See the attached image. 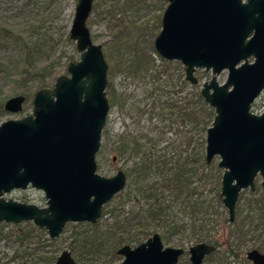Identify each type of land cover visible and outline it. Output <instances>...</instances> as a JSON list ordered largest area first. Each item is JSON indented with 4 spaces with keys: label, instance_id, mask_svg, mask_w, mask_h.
Segmentation results:
<instances>
[{
    "label": "rangeland",
    "instance_id": "374dc122",
    "mask_svg": "<svg viewBox=\"0 0 264 264\" xmlns=\"http://www.w3.org/2000/svg\"><path fill=\"white\" fill-rule=\"evenodd\" d=\"M76 3L0 0V105L18 95L25 98L19 113L0 115V124L30 115L34 93L52 87L57 77L67 75L69 63L79 61L80 53L69 39ZM93 5L97 13L91 10L86 24L92 43L101 46L107 63L105 94L109 103L95 155L96 173L112 177L121 170L131 173L130 177L126 176L124 189L102 208L95 224L68 223L55 239L32 222H1L0 264H54L64 250L71 252L76 264H121L117 249L123 245L133 248L155 233L165 235L161 239L164 247L185 250L177 264H190V247L212 242L216 251L202 264H252L246 258L250 250L264 253V188L257 177L254 191H240L233 222L221 201V206H216L223 174L218 167L220 158L205 162L206 130L215 112L205 101L209 110H194L193 99L211 73L197 70V84L190 85L185 81L184 66L163 60L155 52L153 42L160 31L165 0H94ZM119 60L122 64L116 71ZM225 79L226 72L216 77L218 84ZM173 101L179 108L168 107ZM263 104L264 92L252 104L251 112L259 115ZM184 109L187 118L181 115ZM124 139L128 143L125 150ZM135 142L139 144L137 155L130 149ZM119 148H123L121 153ZM141 165L148 168L147 174L136 180ZM2 197L46 206L44 194L30 187ZM210 203L214 206L209 210ZM192 205L196 206L194 214ZM152 208L156 217L147 212ZM124 219L144 226L141 231L134 230L130 244L120 243ZM193 222L204 223V229L192 232ZM172 223L180 229L168 235Z\"/></svg>",
    "mask_w": 264,
    "mask_h": 264
},
{
    "label": "water",
    "instance_id": "95a60500",
    "mask_svg": "<svg viewBox=\"0 0 264 264\" xmlns=\"http://www.w3.org/2000/svg\"><path fill=\"white\" fill-rule=\"evenodd\" d=\"M94 0H77L69 39L80 59L67 65V75L52 87L37 90L32 112L0 124V223L32 222L57 238L68 223L95 224L102 208L120 193L123 171L112 177L96 173L95 155L106 122L107 63L87 28ZM155 52L185 68V79L197 84V69L212 78L200 94L215 116L206 130L205 162L216 156L223 170L219 200L233 222L240 191H254L260 177L264 188V105L256 115L251 106L264 91V0H165ZM252 60V61H249ZM227 72L225 82L216 77ZM24 96L9 98L5 112L22 109ZM115 160V157L112 159ZM28 187L41 191L46 206L3 199V194ZM216 250L199 243L189 248L190 264H202ZM121 264H177L182 248H164L158 234L144 243L117 250ZM246 258L264 264L253 249ZM54 264H75L64 250Z\"/></svg>",
    "mask_w": 264,
    "mask_h": 264
},
{
    "label": "trees",
    "instance_id": "16d2710c",
    "mask_svg": "<svg viewBox=\"0 0 264 264\" xmlns=\"http://www.w3.org/2000/svg\"><path fill=\"white\" fill-rule=\"evenodd\" d=\"M92 11H94L95 13H97V11H96V6L95 5H93V8H92ZM121 64H122V61H118L117 63H116V65L114 66L115 67V70L117 71V70H119V67L121 66ZM146 64H148L149 65V63H148V61L146 62ZM134 72H138V69H136V70H134ZM45 84H44V80L41 82V87L42 86H44ZM183 85H185L186 86V82L185 81H183ZM194 87V86H193ZM33 97V96H32ZM114 97V95H112V98ZM193 99H194V110H195V108L197 107V109L198 110H200V111H207V109L209 110V108L206 106V103L204 102V100H203V98H202V96L200 95V93H198V92H195L194 93V95H193ZM191 101H192V99H191ZM167 104V103H166ZM168 107H170V108H173V109H176L177 107L179 108V106H177V102L175 101H173L172 103L171 102H168ZM184 106H188V101H186V103H184ZM199 112V111H198ZM5 113V111L3 110V106H1L0 105V115H2V114H4ZM191 113V112H190ZM195 114H196V112L194 111V112H192V116L194 115V118L193 119H196V116H195ZM181 115H182V117H186L187 118V113H186V111H185V109H184V111H182V113H181ZM210 122H212V119H211V115H210ZM195 121V120H194ZM204 124H205V122H204ZM202 126H203V123H202ZM204 130H206V128H207V125H205V126H203L202 127ZM122 147V146H121ZM126 147H128V143H127V140L126 139H124V150H125V148ZM139 144H137V142H135V143H133V145L130 147V149H131V152H132V154L133 155H137L138 154V151H139ZM120 153H121V151H123V148H119V150H118ZM145 165V164H144ZM144 165H141L139 168H137V170L136 171H138V173H137V175H136V173L133 171V174H135L136 175V177H135V179L137 180V179H142L147 173H145L144 174V171H146V170H148V168L146 167V166H144ZM127 174V173H126ZM131 174V173H130ZM130 174L128 173L127 174V177H130ZM134 184V180H132L131 181V184ZM193 191V190H192ZM148 196L149 197H151V194H148ZM214 205L212 204V203H210V205H208V209L210 210V209H212V207H213ZM216 206H221V203H220V200L219 199H216ZM154 208H152V209H149V210H147V212H148V214H149V216H151V217H156V211H154L153 210ZM263 208H259L258 207V210H262ZM162 210L163 209H159L158 211L159 212H162ZM191 212L194 214L195 212H196V206H194V205H192L191 206ZM206 213H208V210H206ZM264 215V214H263ZM149 216H147V217H149ZM132 219H134L135 217H131ZM131 218H129V219H131ZM128 219V220H129ZM128 220H125L124 219V227H121V229H122V232L124 233V239H122V240H120V243H123L124 242V244H130V242L131 241H133V238H134V236L132 235V233L134 232V230H139V231H141L143 228H144V226L143 225H140V224H137V225H132V221L133 220H130V221H128ZM245 220V219H244ZM243 220V221H244ZM206 223H208V218H207V222ZM242 224V223H241ZM240 224V225H241ZM143 226V227H142ZM179 229H180V226H178V225H176V224H174V223H172V224H170L168 227H167V232H166V234H168V235H171V234H174V233H176L177 231H179ZM201 229H204V223H203V225H202V222L200 223V224H196L195 222H193V224H192V232H197L198 230L200 231ZM136 233H138V232H136ZM206 236H208V234H205ZM161 238H166L165 237V235H161ZM209 242V241H208ZM209 244H213V245H215L216 243L215 242H212V243H209ZM47 259H44V261H46Z\"/></svg>",
    "mask_w": 264,
    "mask_h": 264
},
{
    "label": "flooded vegetation",
    "instance_id": "af4514ba",
    "mask_svg": "<svg viewBox=\"0 0 264 264\" xmlns=\"http://www.w3.org/2000/svg\"><path fill=\"white\" fill-rule=\"evenodd\" d=\"M242 2L245 3V2H247V0H242ZM162 14H163V13H162ZM161 17H162V16H161ZM160 29H161V20H160ZM158 33H159V32H158ZM157 35H158V34H157ZM157 35H156V36H157ZM163 60H164V59H163ZM249 61H250V60H249ZM251 61H252V60H251ZM169 62H171V61H169ZM175 62H177V61H175ZM197 70H199V69H197ZM197 70H196V71H197ZM196 71H195V72H196ZM223 72H226V71H223ZM223 72H222V73H223ZM184 74H185V68H184ZM226 75H227V72H226ZM184 76H185V75H184ZM218 76H219V75H218ZM194 77H195V73H194ZM195 78H196V77H195ZM211 78H212V77H211ZM196 80H197V79H196ZM185 81H186V79H185ZM186 82H187V81H186ZM188 83H189V82H188ZM189 84L192 85L191 83H189ZM263 92H264V91H263ZM261 94H262V93H261ZM261 94H260V95H261ZM260 95H259V96H260ZM259 96H258V97H259ZM263 105H264V104H263ZM114 161H115V160H112V162H114ZM124 174H125V176H127L126 173H124ZM155 234H156V233H155ZM153 235H154V234H153ZM153 235H152V236H153ZM158 235H159V234H158ZM152 236H151V237H152ZM159 236H160V235H159ZM148 239H149V238H148ZM148 239H147V240H148ZM160 239H162L161 236H160ZM161 242H162V240H161ZM143 243H144V242H143ZM140 244H142V243H140ZM140 244H139V245H140ZM198 244H199V243H198ZM206 244H209V243H206ZM162 245H163V244H162ZM209 245H213V244H209ZM123 246H124V245H123ZM123 246H121V247H123ZM128 246H129V245H128ZM137 246H138V245H137ZM214 246H215V245H214ZM121 247H120V248H121ZM129 247H130V246H129ZM135 247H136V246H135ZM163 247H164V246H163ZM120 248H119V249H120ZM130 248H132V247H130ZM133 248H134V247H133ZM164 248H166V247H164ZM215 248H216V246H215ZM117 250H118V249H117ZM117 250H116V254H117ZM183 250H184V249H183ZM188 250H189V249H188ZM67 251H68V250H67ZM215 251H216V250H215ZM215 251H214V252H215ZM69 252H70V251H69ZM70 253H71V252H70ZM184 253H185V250H184ZM188 254H189V253H188ZM212 254H213V253H212ZM212 254H210V255H212ZM71 255H72V254H71ZM117 255H118V254H117ZM183 255H184V254H183ZM210 255L206 256V257L204 258V260H205L207 257H209ZM118 256H119V255H118ZM72 257H73V256H72ZM73 258H74V257H73ZM179 259H180V258H179ZM74 260H75V258H74ZM204 260H203V261H204ZM55 261H56V260H55ZM178 261H179V260H178ZM188 261H189V259H188ZM54 263H55V262H54ZM189 263H190V262H189ZM202 263H203V262H202ZM75 264H76V260H75Z\"/></svg>",
    "mask_w": 264,
    "mask_h": 264
}]
</instances>
